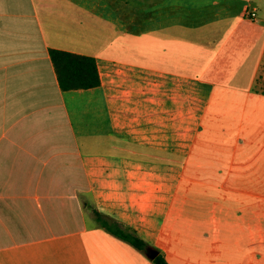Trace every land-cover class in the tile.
Wrapping results in <instances>:
<instances>
[{
    "label": "crops",
    "instance_id": "1",
    "mask_svg": "<svg viewBox=\"0 0 264 264\" xmlns=\"http://www.w3.org/2000/svg\"><path fill=\"white\" fill-rule=\"evenodd\" d=\"M263 66L264 0H0V264H154L94 210L170 264H264Z\"/></svg>",
    "mask_w": 264,
    "mask_h": 264
},
{
    "label": "trees",
    "instance_id": "2",
    "mask_svg": "<svg viewBox=\"0 0 264 264\" xmlns=\"http://www.w3.org/2000/svg\"><path fill=\"white\" fill-rule=\"evenodd\" d=\"M50 57L62 90L87 89L101 84L100 73L95 57L51 49ZM98 225L119 239L131 244L144 253L154 264H170L165 255L143 239L133 228L94 210ZM157 250L153 259L150 254Z\"/></svg>",
    "mask_w": 264,
    "mask_h": 264
},
{
    "label": "built area",
    "instance_id": "3",
    "mask_svg": "<svg viewBox=\"0 0 264 264\" xmlns=\"http://www.w3.org/2000/svg\"><path fill=\"white\" fill-rule=\"evenodd\" d=\"M256 15H257V13L254 10L249 13V17L250 18H254L255 19L256 18Z\"/></svg>",
    "mask_w": 264,
    "mask_h": 264
},
{
    "label": "water",
    "instance_id": "4",
    "mask_svg": "<svg viewBox=\"0 0 264 264\" xmlns=\"http://www.w3.org/2000/svg\"><path fill=\"white\" fill-rule=\"evenodd\" d=\"M158 254V251L157 250H154L151 254H150V258H154L155 256H157Z\"/></svg>",
    "mask_w": 264,
    "mask_h": 264
},
{
    "label": "rangeland",
    "instance_id": "5",
    "mask_svg": "<svg viewBox=\"0 0 264 264\" xmlns=\"http://www.w3.org/2000/svg\"><path fill=\"white\" fill-rule=\"evenodd\" d=\"M263 67H264V66H263ZM262 72H264V70H262ZM262 77H263V78H262V82H263V83H262L261 85L264 86V73H263Z\"/></svg>",
    "mask_w": 264,
    "mask_h": 264
}]
</instances>
